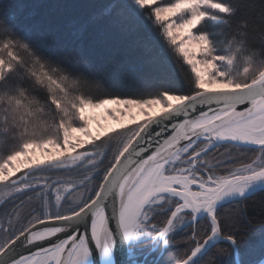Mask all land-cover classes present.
Wrapping results in <instances>:
<instances>
[{
  "label": "snow or ice",
  "instance_id": "1",
  "mask_svg": "<svg viewBox=\"0 0 264 264\" xmlns=\"http://www.w3.org/2000/svg\"><path fill=\"white\" fill-rule=\"evenodd\" d=\"M92 7L59 53L0 9V264H113L118 245L124 264H264L246 204L264 193V0L258 19L233 0ZM109 44L142 51L128 70L145 85L171 58L184 89L92 95L88 53Z\"/></svg>",
  "mask_w": 264,
  "mask_h": 264
},
{
  "label": "trees",
  "instance_id": "2",
  "mask_svg": "<svg viewBox=\"0 0 264 264\" xmlns=\"http://www.w3.org/2000/svg\"><path fill=\"white\" fill-rule=\"evenodd\" d=\"M107 2L110 0H0V9L17 13L20 22L32 29V37L37 44L45 51L59 53L69 43L72 26L88 16L94 10L93 5ZM233 3L238 8L237 19L249 16L259 18L261 0H233ZM208 27L214 29L218 26L209 22ZM88 54L92 59L95 78L98 81V86L86 87V91L92 95H102L105 92L140 94L147 88H154L157 85H167L181 91L185 87L184 79L176 71L171 58L165 69L166 76L159 77L153 84L145 85L138 80L135 73L128 70L130 62L143 56L142 51L133 49L130 45L109 44L106 48L99 46L90 48ZM165 55L167 56L166 50ZM246 204L247 218H250L253 224H259L260 218L264 217V193H257L246 201ZM242 210L237 209L233 212L230 209L224 215L234 221L241 232H245L249 230V224L245 222V217L238 215ZM182 236L183 234L178 233L176 239L180 240ZM258 241L259 235H254L252 243L257 248ZM251 258L259 260L261 257L257 251Z\"/></svg>",
  "mask_w": 264,
  "mask_h": 264
},
{
  "label": "rangeland",
  "instance_id": "3",
  "mask_svg": "<svg viewBox=\"0 0 264 264\" xmlns=\"http://www.w3.org/2000/svg\"><path fill=\"white\" fill-rule=\"evenodd\" d=\"M110 107H111V106H110ZM159 110H160V109H159V106H156V107L153 109V111H159ZM133 113H134L135 118H136L137 121L142 120V117L139 115L138 110L133 109ZM92 114H93V115H96L97 118L99 119L100 123H101L102 125H104L105 127H109V128H116V127H119V125L116 124V122L104 118V116H103V110H102V109H97V110H95ZM122 122H123L124 124H129V119H128V117H125V118L123 119ZM129 126L131 127V126H134V125H129ZM92 129H93V131L96 130V125H95V124L92 125ZM37 156H38L39 158H41V159L44 158L39 152H37ZM18 175H19V173H18Z\"/></svg>",
  "mask_w": 264,
  "mask_h": 264
},
{
  "label": "water",
  "instance_id": "4",
  "mask_svg": "<svg viewBox=\"0 0 264 264\" xmlns=\"http://www.w3.org/2000/svg\"><path fill=\"white\" fill-rule=\"evenodd\" d=\"M179 119H183V118L180 117ZM152 131H156V129L153 128ZM169 134L170 133H165V135H169ZM125 256H126V249L118 245L112 253L113 264H124ZM97 262L98 264H103V260L100 258H97Z\"/></svg>",
  "mask_w": 264,
  "mask_h": 264
}]
</instances>
